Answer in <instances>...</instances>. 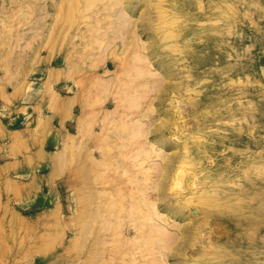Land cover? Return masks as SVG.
Here are the masks:
<instances>
[{
    "label": "rangeland",
    "instance_id": "rangeland-1",
    "mask_svg": "<svg viewBox=\"0 0 264 264\" xmlns=\"http://www.w3.org/2000/svg\"><path fill=\"white\" fill-rule=\"evenodd\" d=\"M183 257L264 264V0H0V264Z\"/></svg>",
    "mask_w": 264,
    "mask_h": 264
},
{
    "label": "bare ground",
    "instance_id": "bare-ground-1",
    "mask_svg": "<svg viewBox=\"0 0 264 264\" xmlns=\"http://www.w3.org/2000/svg\"><path fill=\"white\" fill-rule=\"evenodd\" d=\"M141 75H144V74H142V73H140ZM58 74L55 72V71H53V70H51L50 71V73H49V75H48V77H47V79L49 80V81H51L52 79H54L56 76H57ZM145 77H152L151 75H145ZM154 77H156V76H154ZM156 81V80H155ZM109 83V81L107 80V81H105V84H108ZM161 96H163V94L161 95ZM157 153H160L161 154V152L159 151V152H157ZM159 154V155H160ZM162 170V169H161ZM162 172V171H161ZM138 198L141 200L142 199V197L141 196H138ZM150 199V198H149ZM161 201H165V202H167V199L166 198H163ZM187 202H190V197H188V198H186L185 199V202L184 203H181L180 205H178V206H173V208L174 209H177L176 210V213H181V212H183V209H185L186 207H187V205H189V204H187ZM144 203H146V205H148L149 206V214L151 213V212H153V215H158L159 217H158V219H160L162 222H165V221H167V214H164V213H162L161 215L159 214V211H157L156 210V208H157V205H156V203H152L151 201H149L148 200V198L147 199H145V201H144ZM140 205V204H139ZM164 206H167V203H164L163 204ZM140 208V207H139ZM194 213L196 212H199L198 211V209L197 208H193V210H192ZM137 215V214H136ZM138 215H140L139 217H140V220L142 221V222H144V223H149V224H156L155 222H153V219H154V217L153 216H151V218H150V216H147L146 214H145V211L143 210V209H141V210H139V213H138ZM154 221H156V220H154ZM157 224H159V223H157ZM153 231V233H157L158 235H165V231L164 230H161V229H157V230H153V228H152V230H151V232ZM200 233H202V232H200V231H198V236L200 235ZM142 235V234H141ZM186 243L185 242H183V243H179V246L180 247H182L183 245H185ZM201 247H205V246H203V245H199L196 249H201ZM184 258V257H183ZM183 261L185 262V263H183V264H189V262H187L186 261V258H184L183 259ZM238 262V260L237 259H235L234 261H233V263L234 264H236Z\"/></svg>",
    "mask_w": 264,
    "mask_h": 264
}]
</instances>
